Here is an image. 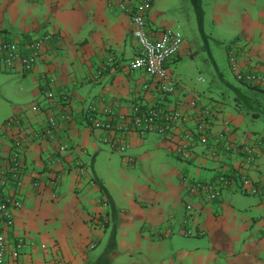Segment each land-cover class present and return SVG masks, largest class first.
<instances>
[{
	"label": "crops",
	"instance_id": "crops-1",
	"mask_svg": "<svg viewBox=\"0 0 264 264\" xmlns=\"http://www.w3.org/2000/svg\"><path fill=\"white\" fill-rule=\"evenodd\" d=\"M207 1L214 6L210 21L230 33L224 39H231L224 43L226 51L235 42L241 51L240 69L264 75V0ZM115 2L0 0V38L22 42L49 33L57 36L45 45L33 74L17 69V78L32 85L36 104H43L49 90L41 88L42 76L48 77L49 91L59 95L68 90L72 118L60 122L53 139L37 140L34 132L43 128L56 107L34 113L32 106H24L13 115L24 116L23 125L14 132L24 143V185L14 195L23 206L14 211L9 237L22 238L25 248L20 260L9 264H264V196L245 195L232 187L209 201L188 192L192 183L216 176L209 173L210 165L229 166L238 182L244 176L264 182V155L255 170L238 169L231 155L219 162L196 153L184 161L175 144L155 132L109 134L87 124L85 112L94 100L98 119L104 120L107 108L120 105L121 112L129 113L136 102L153 104L164 97L143 70H129L137 43L129 17ZM147 22L150 31L171 28L160 21L156 0ZM190 50L184 38L172 62L188 56ZM176 81L178 88L166 101L168 106L186 109L197 93ZM247 88L253 92L243 99L238 92L240 101L232 108L214 101L222 110L213 122L214 134L226 132L233 144L264 139L253 134L252 127L264 121V86ZM104 138L127 147L125 155L133 162L124 163L122 154ZM64 144H69V151L58 153ZM9 148L6 145L3 153L8 154ZM109 175H116L121 183L115 185ZM188 204L193 207L189 215ZM105 220L106 226L100 227ZM185 220L187 227L181 225ZM177 227H182L183 236L171 240L165 233ZM189 230L192 235L186 236Z\"/></svg>",
	"mask_w": 264,
	"mask_h": 264
},
{
	"label": "built area",
	"instance_id": "built-area-1",
	"mask_svg": "<svg viewBox=\"0 0 264 264\" xmlns=\"http://www.w3.org/2000/svg\"><path fill=\"white\" fill-rule=\"evenodd\" d=\"M155 0H116L117 6L130 20L131 34L137 43V53L129 64L130 71L143 70L153 81L156 88L164 95L158 103L143 105L136 102L129 113H123L120 105L107 108L105 119L99 120L95 100L91 102L85 112L86 120L93 129L106 133L132 132L138 135L155 132L163 139L175 144L177 155L184 161L193 159L196 153H202L210 158L217 159L222 152L234 153L237 151L241 158L238 167L242 169H257L258 160L264 155V139L256 138L252 143L233 144L226 137V132L214 134V121L218 118L216 111L206 106L197 99L188 103L186 109L168 106L167 97L176 92L177 81L169 72L168 64L179 55L184 37L171 28L150 31L147 17L153 8ZM57 39L55 34H45L36 39L25 41H10L0 38V71H13L20 69L25 74H33L38 62L41 60L46 44ZM237 47L229 49V63L237 81L242 84L264 86V75L254 72L242 71L238 64ZM202 80V79H201ZM48 77H41V88L50 90ZM46 91L45 97L49 108L44 112H52L47 122L34 132V138L53 139L61 121H71L70 95L64 90L59 95ZM146 92L150 91L149 85L144 86ZM145 92V93H146ZM57 98L59 101H57ZM164 101V102H163ZM59 102V103H58ZM34 113H41L43 109L39 105L31 108ZM188 110V111H187ZM24 116H13L4 123L0 132V264L15 263L20 260L25 248L22 238L10 239L9 234L14 227V211L21 209L23 204L14 195L22 189L23 180V153L24 143L15 129L23 125ZM227 126L228 123H225ZM103 142L122 154L124 163L133 162L132 158L125 155V146L116 145L113 138H104ZM10 144L8 154L3 153L6 145ZM201 146L205 151H201ZM70 149L69 144L58 147V153L65 154ZM47 159L54 161L51 156ZM81 175H85L84 164H80ZM238 168V169H239ZM237 187L245 195L264 196V184L253 182L244 176L238 182L229 172H222L211 182H196L189 186L192 195H204L209 201L221 198L228 188ZM107 207V204H104ZM192 206L187 205V215L191 213ZM107 221H103L100 227H105ZM188 220L183 222L187 227ZM192 235V231H185ZM168 235L172 232L168 231Z\"/></svg>",
	"mask_w": 264,
	"mask_h": 264
},
{
	"label": "rangeland",
	"instance_id": "rangeland-1",
	"mask_svg": "<svg viewBox=\"0 0 264 264\" xmlns=\"http://www.w3.org/2000/svg\"><path fill=\"white\" fill-rule=\"evenodd\" d=\"M156 1L160 12V21H164L165 26H170L173 30L180 32L187 39L191 48L188 56H183L182 59L169 63V72L175 77H173L175 80L180 79L189 92L197 93L199 100L210 103L211 106L216 103L214 101H218L222 105L225 104L226 109L239 103L240 100H237L239 93H241V99H243L245 93L253 92L252 89L239 83L230 69L224 44L231 41V39L226 42L224 40L230 36V33L225 30L224 26L219 28L210 21L214 9L211 3L207 0H203L204 3H199V0ZM23 81L24 79L17 78L16 70L0 71V132L4 127V123L12 118L21 107H30L35 104L39 105L43 112L49 108L45 96L44 101L41 102L43 104H36L38 101L31 96L32 85L29 83L24 85ZM44 93L46 94V92ZM57 101H59L58 98ZM99 116L97 114V118ZM250 117L252 116L250 115ZM256 122L257 124L254 126L251 124L255 128L253 134L264 135V121ZM201 151H205L203 146H201ZM229 156L233 161L241 164L242 161L238 157L237 151L234 153L222 152L216 161L220 162L223 158L229 159ZM210 167L212 168L209 173H215L214 178L222 172H228L230 169L229 166L215 168V165H210ZM109 180L113 181L115 185L121 183V179L116 178V175H109ZM181 225H183V222ZM181 228L172 229L171 240L178 235L183 236Z\"/></svg>",
	"mask_w": 264,
	"mask_h": 264
},
{
	"label": "trees",
	"instance_id": "trees-1",
	"mask_svg": "<svg viewBox=\"0 0 264 264\" xmlns=\"http://www.w3.org/2000/svg\"><path fill=\"white\" fill-rule=\"evenodd\" d=\"M232 47H237L236 46V44H235V42L234 43H232V44H230L229 46H228V50H227V53L226 54H228L229 53V49L230 48H232ZM241 51L240 50H237V55H238V57H239V53H240ZM178 56V55H177ZM177 56L173 59V60H175V59H177ZM172 60V61H173ZM228 61H229V54H228ZM229 66H230V69L232 70V68H231V65H230V63H229ZM168 67H169V64H168ZM242 71H245V70H243V69H241ZM233 71V70H232ZM234 73V72H233ZM235 75V74H234ZM239 82V81H238ZM239 83H241V82H239ZM242 84V83H241ZM243 86H245V87H251V88H254V89H257V88H262L263 86H255V85H250V84H242ZM217 104V103H216ZM216 104H214L213 106H211V105H209V104H205L206 106H210L211 107V109L212 110H215L216 112V115H219L220 113H221V108L220 107H218ZM258 183L259 184H264V182L263 181H258Z\"/></svg>",
	"mask_w": 264,
	"mask_h": 264
}]
</instances>
